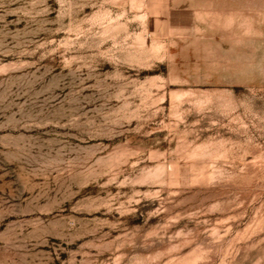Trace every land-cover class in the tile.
Wrapping results in <instances>:
<instances>
[{
	"label": "rangeland",
	"instance_id": "374dc122",
	"mask_svg": "<svg viewBox=\"0 0 264 264\" xmlns=\"http://www.w3.org/2000/svg\"><path fill=\"white\" fill-rule=\"evenodd\" d=\"M203 2L0 0V264H264L263 17Z\"/></svg>",
	"mask_w": 264,
	"mask_h": 264
},
{
	"label": "crops",
	"instance_id": "0c3cea01",
	"mask_svg": "<svg viewBox=\"0 0 264 264\" xmlns=\"http://www.w3.org/2000/svg\"><path fill=\"white\" fill-rule=\"evenodd\" d=\"M189 1V0H187ZM200 11L208 15L203 22H221L236 24L235 29H259L260 16L264 24V0H203ZM230 37V35H216L215 37Z\"/></svg>",
	"mask_w": 264,
	"mask_h": 264
}]
</instances>
